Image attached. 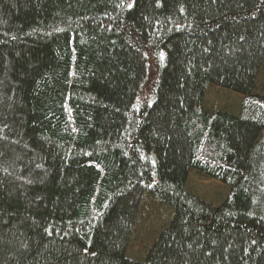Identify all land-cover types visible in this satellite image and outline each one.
Listing matches in <instances>:
<instances>
[{"label": "trees", "instance_id": "trees-1", "mask_svg": "<svg viewBox=\"0 0 264 264\" xmlns=\"http://www.w3.org/2000/svg\"><path fill=\"white\" fill-rule=\"evenodd\" d=\"M263 63L264 0H0V264H264ZM146 196L171 219L136 260Z\"/></svg>", "mask_w": 264, "mask_h": 264}, {"label": "rangeland", "instance_id": "rangeland-1", "mask_svg": "<svg viewBox=\"0 0 264 264\" xmlns=\"http://www.w3.org/2000/svg\"><path fill=\"white\" fill-rule=\"evenodd\" d=\"M154 72L150 70L148 79L136 97L135 103L150 96ZM254 93L264 95V63L256 82ZM242 96L237 93L212 86L204 96L201 109L212 113L223 110L234 115L240 111ZM186 190L214 205L220 204L229 194V187L217 180L197 173H190L186 181ZM171 219V210L146 196L138 212L126 255L131 259L144 260L149 248L160 232L167 227Z\"/></svg>", "mask_w": 264, "mask_h": 264}]
</instances>
